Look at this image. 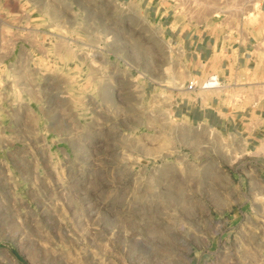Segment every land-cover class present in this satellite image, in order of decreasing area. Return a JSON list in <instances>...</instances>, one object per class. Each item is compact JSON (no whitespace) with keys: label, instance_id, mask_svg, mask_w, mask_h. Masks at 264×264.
I'll return each instance as SVG.
<instances>
[{"label":"rangeland","instance_id":"1","mask_svg":"<svg viewBox=\"0 0 264 264\" xmlns=\"http://www.w3.org/2000/svg\"><path fill=\"white\" fill-rule=\"evenodd\" d=\"M169 28L255 67L201 72ZM263 66L264 0H0V264H264Z\"/></svg>","mask_w":264,"mask_h":264},{"label":"crops","instance_id":"2","mask_svg":"<svg viewBox=\"0 0 264 264\" xmlns=\"http://www.w3.org/2000/svg\"><path fill=\"white\" fill-rule=\"evenodd\" d=\"M263 4V0H261ZM169 26V25H167ZM171 34H168L170 38L175 37L178 43L183 47L184 54L188 55L191 63H194L197 68L205 71H211L213 69L217 70L220 76H224L226 73L231 74V70L234 68H239L240 70H247L255 67L251 52L253 47L248 41H239L227 43L220 40V38L207 39L204 40L199 37H194L193 33H189L185 30H172L169 28ZM263 40V38H262ZM258 42V40H257ZM202 63V64H201ZM220 70H223L221 74ZM224 74V75H223ZM257 81L245 82L246 96H248V90L255 88L259 89L264 86V66L260 71H256ZM182 103V102H181ZM186 106L181 105L182 114L189 117L194 121H201L206 123L213 128L220 129L225 127L233 128L236 123L235 115L230 111L225 109V106L221 105L219 101L214 100V98L205 100L204 98L198 96L195 101H188L185 103ZM178 107V104H177ZM250 115L248 118H251ZM243 130L246 131L244 138L247 140H256L252 133L254 129L247 130V123L240 120ZM264 131V124L262 128L256 133L261 134ZM0 262H7V257L5 255L0 256Z\"/></svg>","mask_w":264,"mask_h":264},{"label":"built area","instance_id":"3","mask_svg":"<svg viewBox=\"0 0 264 264\" xmlns=\"http://www.w3.org/2000/svg\"><path fill=\"white\" fill-rule=\"evenodd\" d=\"M221 86L220 79L215 74L208 75L200 84H198L197 88L200 90H207L212 88H217ZM195 84H190L189 89H194Z\"/></svg>","mask_w":264,"mask_h":264}]
</instances>
